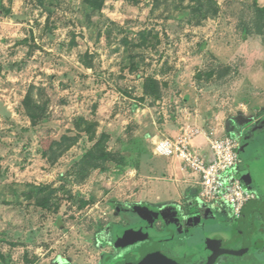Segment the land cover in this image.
Wrapping results in <instances>:
<instances>
[{"label": "rangeland", "instance_id": "rangeland-1", "mask_svg": "<svg viewBox=\"0 0 264 264\" xmlns=\"http://www.w3.org/2000/svg\"><path fill=\"white\" fill-rule=\"evenodd\" d=\"M213 1L218 13L202 18L193 0H105L89 19L83 0H0V264H134L144 241L160 264L221 250L225 211L201 206L193 179L153 152L184 122L238 135L242 177L264 196V34L254 0ZM146 76L162 82L158 100L141 99ZM88 125L112 159L82 176ZM62 136L73 144L51 151ZM42 186L53 190L45 206ZM253 261L264 250L239 264Z\"/></svg>", "mask_w": 264, "mask_h": 264}, {"label": "built area", "instance_id": "built-area-1", "mask_svg": "<svg viewBox=\"0 0 264 264\" xmlns=\"http://www.w3.org/2000/svg\"><path fill=\"white\" fill-rule=\"evenodd\" d=\"M241 149L240 136H218L188 122L153 146L156 156L171 158L182 173L190 174L201 206L227 209L236 222L254 196L241 174Z\"/></svg>", "mask_w": 264, "mask_h": 264}, {"label": "flooded vegetation", "instance_id": "flooded-vegetation-1", "mask_svg": "<svg viewBox=\"0 0 264 264\" xmlns=\"http://www.w3.org/2000/svg\"><path fill=\"white\" fill-rule=\"evenodd\" d=\"M244 166L245 161L242 156L241 174L246 173ZM245 181L249 186L250 179L248 178ZM252 191L254 194L253 199L244 207L242 211V217L238 222L234 221L227 209H219L220 211H225L228 220L232 223L234 228H231V237L224 240V246L221 248V250L217 251L216 255L212 257L210 256L208 258H203V256H201L200 258L194 260L191 264H239L242 259L253 257V254L255 252H261L262 250H264V242L258 239L264 235V196L259 195L253 189ZM170 220L172 221V219ZM203 221L205 220H202L201 224H199L198 226H194L196 228L201 227L203 225ZM188 222L191 224V218L190 220H188ZM138 223L147 224L143 221H139ZM180 224V222L175 223V225ZM172 225H174V223L165 224L159 230L155 226L153 227V229L158 230V232L166 231V228ZM184 227L188 228L189 225L185 224ZM154 239L157 240V238ZM164 239H171L170 241L173 240L174 242V240H177L178 238ZM192 239H194V241L190 244L192 246H200L204 245L205 243V238ZM130 252H138V262L134 264H160L161 258L160 255L157 254L155 246L150 243L148 244L146 241H144L138 247H135V249ZM124 253H128V251ZM254 263L255 262L253 261V264ZM127 264L133 263L127 262Z\"/></svg>", "mask_w": 264, "mask_h": 264}, {"label": "trees", "instance_id": "trees-1", "mask_svg": "<svg viewBox=\"0 0 264 264\" xmlns=\"http://www.w3.org/2000/svg\"><path fill=\"white\" fill-rule=\"evenodd\" d=\"M90 13L88 18H92L101 14V11L104 6L105 0H83ZM194 4L191 6L194 13L200 14L202 18H207L210 16H215L219 11V6L213 0H193ZM252 9L254 15L251 17L253 22V27L257 34H264V7L258 5L257 1L254 0L252 4ZM142 43H145L146 39L144 35L141 36ZM162 82L156 79L153 76H146L143 80V96L141 99L146 97L151 98L152 100H158L161 97L162 93ZM27 113L32 121L40 120L42 117L39 112V106L36 103H33L31 91H29L24 100ZM88 124V123H87ZM88 139L93 141L92 146L86 151L82 156L80 162L77 164V169L80 171L81 175H85L91 169H103L105 164L112 159L111 152L107 149L105 137L99 136L96 137L91 132V127L88 125L85 128ZM75 138L68 136H62L59 141L51 142L48 148L51 151H54V147H62L65 145L63 150H66L74 142ZM73 141V142H72ZM46 153V152H45ZM59 155V154H58ZM41 193L47 192L45 196L41 197L38 205L45 206L49 203L50 195L53 190L49 186H42L39 188Z\"/></svg>", "mask_w": 264, "mask_h": 264}, {"label": "crops", "instance_id": "crops-1", "mask_svg": "<svg viewBox=\"0 0 264 264\" xmlns=\"http://www.w3.org/2000/svg\"><path fill=\"white\" fill-rule=\"evenodd\" d=\"M181 176H184L185 178H186V180L188 179L187 177H189L190 176V174H188V173H182L181 172ZM191 177V176H190ZM192 178V177H191ZM195 187H196V185H195Z\"/></svg>", "mask_w": 264, "mask_h": 264}]
</instances>
